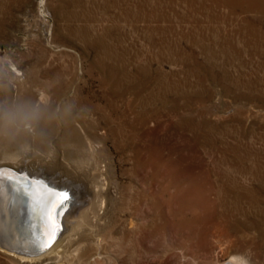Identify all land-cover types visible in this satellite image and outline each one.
<instances>
[{
	"label": "rangeland",
	"instance_id": "obj_1",
	"mask_svg": "<svg viewBox=\"0 0 264 264\" xmlns=\"http://www.w3.org/2000/svg\"><path fill=\"white\" fill-rule=\"evenodd\" d=\"M43 94L55 117L68 102L148 114L142 160L109 142L102 176L66 156L64 120L29 126L13 152L92 202L43 264H264V0H0V104L38 111ZM0 264L17 263L0 248Z\"/></svg>",
	"mask_w": 264,
	"mask_h": 264
},
{
	"label": "bare ground",
	"instance_id": "obj_2",
	"mask_svg": "<svg viewBox=\"0 0 264 264\" xmlns=\"http://www.w3.org/2000/svg\"><path fill=\"white\" fill-rule=\"evenodd\" d=\"M114 74L116 75V73ZM10 94H12L11 96L13 98L14 92H11ZM32 98L27 97L25 102H20L28 104L31 109L34 110L28 117V120L31 122L23 123L21 126L24 127L23 129L20 128L19 131L16 130L8 137H0V149L5 153H8L5 159L14 162V165L11 163L0 165V171H2L7 178L2 185L3 207L2 210H0V225H2L3 228V237L0 239V248L1 250L8 253L17 264L45 263L44 258L57 252V249L61 246V242L64 240L63 238L65 236L68 234L69 236H73L72 229L70 231V227L73 223L72 219L77 216V214H80L82 212V208L84 209L87 204H92L91 201L88 203L87 200H85L83 196L84 193H82L81 189H78L76 186L78 183L76 184V182H74L69 177H65V175H63L61 172L56 174H48L45 170L48 168H45L44 166H36L34 164L32 165L29 160L19 159L18 154L13 152V150L17 149L20 142L22 143L28 141L30 138V132L27 131L29 126L31 128L35 127L37 130V136L42 138L45 136H50V133L53 131V123L55 118L58 117L64 120L65 132L62 136L61 142L63 144L67 143L68 146H72L66 151V156L69 159H73L79 157L80 154L87 153L93 158L95 169L98 170L101 176L104 172V168L101 167L103 162L102 156L104 154L103 152L106 151L107 144L112 142L114 147L125 154L131 155L132 153H135L138 155L137 160L141 161L142 157L140 156H142L145 149L143 141H145L146 131L148 128V114L146 112L147 108H145V105H138L132 102H88L87 105L79 104L78 106V104L74 105V103L68 102L64 105L62 111L57 113L58 116L55 117L56 114L54 113L51 106L46 105L48 103L46 95L43 94L40 96L39 100L43 106L38 111L34 107L36 102H32ZM12 105H14L13 102H7V105L5 106ZM154 112L157 114L159 113L158 111ZM39 115L43 116V118H40ZM136 137L140 138L139 142L135 140ZM21 162H23V166H19ZM11 181H15L17 184H23L25 188H29V182H31V184L35 186V192L30 191L27 195L22 196L18 200L14 194L13 185L10 183ZM49 185H52L58 189L69 191L70 195L75 197V201L73 202L71 209L65 215V230L61 234L58 241L49 250L43 251L44 253H39V250L32 246L33 239L39 237H37L35 229L32 228L33 224L31 221V214L33 210L39 206L42 209V213L44 212L46 214L47 204L52 202L56 197L50 198L51 192L48 189ZM78 186H81V188L84 187L83 184H78ZM45 188L47 189V192L43 190ZM100 189L101 188L99 187L97 189L93 188L92 195L95 194V192L100 191ZM42 194L48 197L47 203L45 204L44 201H41ZM38 198L40 200H38ZM42 203L45 205V207ZM58 204L59 197L57 199V203L54 205L57 206ZM54 218V215L53 218H51L49 215V217H45V221L51 225V220H54ZM82 218L84 217H81V219L78 220V227L82 222ZM84 221L85 219L83 222ZM47 231H49L48 228ZM57 253H59V251ZM220 264L248 263L244 260L233 258Z\"/></svg>",
	"mask_w": 264,
	"mask_h": 264
},
{
	"label": "water",
	"instance_id": "obj_3",
	"mask_svg": "<svg viewBox=\"0 0 264 264\" xmlns=\"http://www.w3.org/2000/svg\"><path fill=\"white\" fill-rule=\"evenodd\" d=\"M48 189L50 190L51 193H57L58 195L55 197V199L52 202L47 204L46 214L44 212L42 213V209L40 208V206L39 207L36 206L37 208L35 210H33L32 214H31L32 215L31 221L33 224L32 228L35 229V232L37 233V237L40 238L41 236H43L47 241L50 242L49 246L46 249H44L43 251L49 250L50 248H52L53 245L60 238L61 234L64 232V230H65V223H64L65 215L71 209V206H72L73 202L75 201V197L71 196L69 191H65L62 189L55 188L52 185H49ZM65 196L67 197L66 200L64 199ZM58 197H59V204L56 206L54 204L57 203ZM47 199H48V197L45 196L44 194H42L41 201H44V204L47 203ZM38 200H40V199L38 198ZM44 207H45V205H44ZM49 215L51 218H53V215L55 217L54 220L52 219L53 223L51 220V225H49L48 222L45 221V217H49ZM47 228L49 229V231H47ZM39 253H41V252H39Z\"/></svg>",
	"mask_w": 264,
	"mask_h": 264
},
{
	"label": "clouds",
	"instance_id": "obj_4",
	"mask_svg": "<svg viewBox=\"0 0 264 264\" xmlns=\"http://www.w3.org/2000/svg\"><path fill=\"white\" fill-rule=\"evenodd\" d=\"M34 110L26 103L12 106L0 104V137L13 134L25 122H31L28 117Z\"/></svg>",
	"mask_w": 264,
	"mask_h": 264
},
{
	"label": "snow or ice",
	"instance_id": "obj_5",
	"mask_svg": "<svg viewBox=\"0 0 264 264\" xmlns=\"http://www.w3.org/2000/svg\"><path fill=\"white\" fill-rule=\"evenodd\" d=\"M7 178L5 177L4 173L0 171V210H2V199H3V188L2 185L5 182ZM13 185L14 188V194L16 198L19 200L22 196L27 195L30 191L35 192V186L29 182V188H25L23 184H17L15 181L10 182ZM45 192H47V189H43ZM57 193H51V197L57 196ZM64 199L66 200L67 197L65 196ZM3 237V228L2 225H0V239ZM49 241H47L43 236L40 238H35L32 241V246L37 248L39 252H42L44 249H46L49 246Z\"/></svg>",
	"mask_w": 264,
	"mask_h": 264
}]
</instances>
